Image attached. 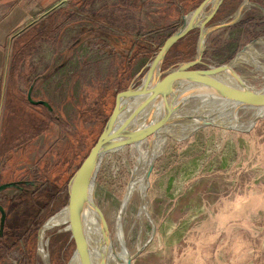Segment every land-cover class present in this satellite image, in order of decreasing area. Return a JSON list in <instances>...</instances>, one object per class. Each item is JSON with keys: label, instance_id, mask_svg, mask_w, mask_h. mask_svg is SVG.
Wrapping results in <instances>:
<instances>
[{"label": "rangeland", "instance_id": "obj_1", "mask_svg": "<svg viewBox=\"0 0 264 264\" xmlns=\"http://www.w3.org/2000/svg\"><path fill=\"white\" fill-rule=\"evenodd\" d=\"M202 1L64 0L30 19L36 25L21 39L29 41L26 64L16 65L15 182L35 186L0 196L5 209L16 203L10 214H16L15 236H7L10 226L3 231L0 264H44L39 232L66 204L67 182L99 137L116 94L139 82L151 58ZM243 1L224 0L207 26L230 20ZM250 2L264 8V0ZM198 37L194 30L177 42L163 67L193 60ZM253 42L252 57L264 67V13L256 7L208 36L203 67L225 64ZM236 71L250 87H264V69L242 63ZM32 84V99L46 101L51 114L27 100ZM238 115L243 124L251 117ZM149 141L135 152L108 155L95 179L94 197L112 247H101L104 261H122L125 245L129 255L138 252L133 264H264V116L244 131L209 127L183 138L167 136L156 147L143 210ZM133 176L139 183L131 187L122 244L117 216ZM64 224L45 233L51 264L72 258L67 237H50Z\"/></svg>", "mask_w": 264, "mask_h": 264}, {"label": "water", "instance_id": "obj_2", "mask_svg": "<svg viewBox=\"0 0 264 264\" xmlns=\"http://www.w3.org/2000/svg\"><path fill=\"white\" fill-rule=\"evenodd\" d=\"M223 2L224 0H203L195 9L184 16L183 24L166 39L163 46L145 66L139 82L131 84L127 89L116 94L114 107L99 137L67 182V202L47 222H50L60 212L67 211L68 219L65 224L68 227L64 224L62 227L55 228V231L50 237L60 234L67 237L69 243L73 244L72 258H76L80 263L92 264V260L90 256L91 248L84 235V231L81 229L82 224L79 222V217H76V213L77 215H83L84 210V207L80 206L78 208L79 210L76 207L79 200L78 195L87 186L92 189L94 188L95 179L104 159L108 155L127 149L135 152L150 138L145 150L150 153L151 159L144 175V181L149 185V178L157 157L155 156L157 143L160 136L167 131L169 126L178 122L191 123L193 127L191 133L198 129L209 127L240 131L248 130L252 127L236 129L231 126H222L218 122L213 121L212 118L214 117L194 118L189 115H181L179 112L184 106V101H179L174 106L172 101L175 100L176 90L182 82L198 81L202 83L207 88L209 94L215 99L234 108L237 116H239V112L243 115L251 109H264V87L260 89L250 87L245 82V79L236 71V67L240 64L239 61H242L243 55L245 56L247 54L248 48L252 47L254 42L245 46L225 64L203 67L202 59L204 50L206 49V40L212 32L238 23L243 17L246 8L256 7L264 13V8L260 4L250 2V0H244L230 20L217 25L207 26L217 14ZM208 6H210V9L205 13L204 11ZM194 30L199 31L196 57L191 61L179 62L164 68L163 65L166 56L172 47ZM224 75H229L235 84L223 80L222 76ZM32 90L33 87H30L27 94L28 101L33 105H43L48 110H51V106L46 101L32 99ZM160 93L164 94L162 96L163 99L159 101L160 109L156 113L159 106V104L157 105V99ZM161 109L163 110L162 113ZM130 182L117 216L118 227L121 228L124 213L128 205L127 195ZM28 185L35 186V182L19 181L1 184L0 196L7 189L24 190L23 186ZM89 195L87 198L88 204H90L91 198ZM93 208L104 218V225L109 232L108 223L104 214L96 204H93ZM5 221L6 211L0 204V237L3 233ZM43 248V244L39 242L38 238V253L40 256ZM137 254L138 252L134 255L130 254L127 259V264H133V260ZM43 263L51 264L49 256L48 259L43 260Z\"/></svg>", "mask_w": 264, "mask_h": 264}, {"label": "bare ground", "instance_id": "obj_3", "mask_svg": "<svg viewBox=\"0 0 264 264\" xmlns=\"http://www.w3.org/2000/svg\"><path fill=\"white\" fill-rule=\"evenodd\" d=\"M253 47L248 48L247 54L242 57V61H239L240 64L247 63L252 65L255 69H264L256 59L252 57V53L250 52ZM254 49V48H253ZM223 80L227 82H231L232 84H235V82L232 80V78L229 75L222 76ZM163 94L160 93L158 97L157 105L158 109L156 110V113L160 109V102L163 99ZM190 94V95H188ZM187 96V97H186ZM179 101H184V106L180 110V114L183 116H193L194 118H212L213 121L218 122L222 126H231L236 129H244L252 126L254 123V120L264 116V109L261 108H255L248 110L246 113L250 112L251 117L248 123L243 124L240 122L239 116L236 115L235 109L230 107L227 104H224L222 101H219L218 99H215L211 94H209L207 88L198 81H190V82H182L180 87L176 90V98L172 101V104H177ZM163 110L161 109V113ZM151 121V120H150ZM193 127L191 123H184V122H178L176 124H173L168 127L167 131L163 133V135L160 136L159 141L157 143L161 144V141L166 139L167 136H171L173 138H183L185 136L190 135V133L193 131ZM180 131V132H176ZM141 149V146L138 148ZM148 155V162L146 165V168L144 170V175L147 170L149 161L151 159V155L149 152H147ZM157 151H155V156H157ZM141 159H144L145 155L142 157V153L140 152ZM142 163H140L137 167L136 173H138V170H140ZM144 175L141 178L142 181H144ZM135 176V175H134ZM133 176L130 186L128 189V195L127 199L128 202L131 198L132 191L131 187L133 184L139 183L138 179H136ZM138 180V181H137ZM141 182V181H140ZM145 182V181H144ZM146 183V182H145ZM148 187V184L146 183V188L143 190V195H140L141 203L144 205V198L146 195V189ZM86 189H82L79 192L78 195V202L76 204L77 209L81 207H84L83 215L76 213V217H79V222L82 224L81 229L84 231V235L86 236V239L88 241L89 247L91 248V262L92 264H108L106 261H104L102 249L103 248H110L112 250V247L107 242L108 233L106 226L104 225V219L103 217L98 214L95 209L93 208V204H96V200L94 197V188H90L89 186L85 187ZM141 193V192H140ZM90 194V195H89ZM88 195L90 198V204L87 201ZM79 203V205H78ZM78 205V206H77ZM142 209L144 210V207L142 206ZM79 210V209H78ZM68 219L67 211L64 210L60 212L58 215H56L54 218L50 220V222L45 223V225L42 227V229L39 232V242L43 244V251L41 253L42 260L48 259V251L46 248L45 243V233L48 229L53 227H56L58 225H62L66 223ZM117 231L119 234V239L124 244V239L122 237V229L121 227H118L117 223ZM124 253H122V258H124L122 261L120 257L118 259L113 258L110 264H127L128 259V252L126 250V246L124 245ZM106 260V259H105ZM68 264H82L80 261H78L76 258H72Z\"/></svg>", "mask_w": 264, "mask_h": 264}, {"label": "crops", "instance_id": "obj_4", "mask_svg": "<svg viewBox=\"0 0 264 264\" xmlns=\"http://www.w3.org/2000/svg\"><path fill=\"white\" fill-rule=\"evenodd\" d=\"M58 1L64 0H0V185L16 181V65L26 64L23 54L30 47L21 39L36 25L30 19L44 16ZM11 209H5L3 231L10 226L7 236L14 237Z\"/></svg>", "mask_w": 264, "mask_h": 264}, {"label": "flooded vegetation", "instance_id": "obj_5", "mask_svg": "<svg viewBox=\"0 0 264 264\" xmlns=\"http://www.w3.org/2000/svg\"><path fill=\"white\" fill-rule=\"evenodd\" d=\"M32 91H33V90H32ZM28 186L32 187V185H28Z\"/></svg>", "mask_w": 264, "mask_h": 264}]
</instances>
